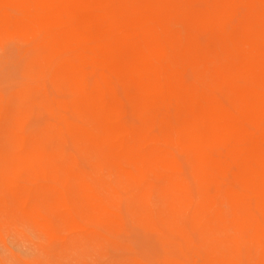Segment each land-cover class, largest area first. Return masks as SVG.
<instances>
[{
  "label": "bare ground",
  "instance_id": "obj_1",
  "mask_svg": "<svg viewBox=\"0 0 264 264\" xmlns=\"http://www.w3.org/2000/svg\"><path fill=\"white\" fill-rule=\"evenodd\" d=\"M6 40L28 60L0 96V231L52 263L75 240L152 264L121 240L126 210L166 243L160 264H264V0H0Z\"/></svg>",
  "mask_w": 264,
  "mask_h": 264
},
{
  "label": "rangeland",
  "instance_id": "obj_2",
  "mask_svg": "<svg viewBox=\"0 0 264 264\" xmlns=\"http://www.w3.org/2000/svg\"><path fill=\"white\" fill-rule=\"evenodd\" d=\"M26 48L25 44L15 40H6L0 44V96L13 94L24 86L26 78H24L23 66L28 60ZM49 92L52 97L65 96L64 92L58 94L52 88H49ZM54 121L55 117L51 113L44 112L39 123L44 124ZM68 148L69 151H74L73 145L70 144ZM180 159L184 165L185 178L193 185V191L197 197L200 192L191 176L188 161L185 156H180ZM84 166L90 170L94 169L91 163H86ZM102 183L104 187L103 194L107 196L120 195L122 201L127 199V193L114 188L107 179H103ZM123 214L126 219L127 232L122 234L121 240L128 246L129 252L135 250L136 255L141 260L152 261V264H160L162 255L167 251L166 243L154 230L146 229L135 223L128 211L123 210ZM190 223L188 220L189 232L195 236L196 242L199 244L201 243L200 235L191 230ZM7 228L8 224L4 225V228L0 231V264H112V262L107 263L105 261L104 256L100 254L98 249L81 254V248H77L75 240L69 242L67 253L57 254L59 261L52 263L42 244L32 233L21 225H11L10 230ZM168 232L171 241L174 238L177 241L176 254L181 255L182 248L186 251V243L177 231L174 234L173 231ZM74 235L81 236L83 232ZM191 257L192 255L189 258ZM246 264H249L248 261Z\"/></svg>",
  "mask_w": 264,
  "mask_h": 264
}]
</instances>
